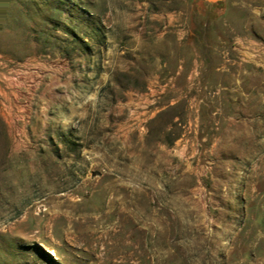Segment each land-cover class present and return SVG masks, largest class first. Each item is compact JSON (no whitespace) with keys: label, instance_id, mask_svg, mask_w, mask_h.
Listing matches in <instances>:
<instances>
[{"label":"rangeland","instance_id":"374dc122","mask_svg":"<svg viewBox=\"0 0 264 264\" xmlns=\"http://www.w3.org/2000/svg\"><path fill=\"white\" fill-rule=\"evenodd\" d=\"M178 13L226 88L167 82ZM0 264H264V0H0Z\"/></svg>","mask_w":264,"mask_h":264},{"label":"crops","instance_id":"0c3cea01","mask_svg":"<svg viewBox=\"0 0 264 264\" xmlns=\"http://www.w3.org/2000/svg\"><path fill=\"white\" fill-rule=\"evenodd\" d=\"M196 15L197 14H193L194 17ZM188 16L190 15L185 13H178L176 15H169L166 19V26L169 28V32L173 31L176 34L180 35V45L183 49V54H181V57L179 59V65L176 67L175 73L168 77L167 82H179L185 86L192 84H220L223 88H226V85L224 84L225 79H227L228 77V73L226 72L225 68L226 64H220V62L216 60L217 51L216 49H214L213 51L212 46H208L209 49L207 48L206 50L198 46V34L200 30H198L193 23L194 19L196 18L193 19ZM198 16H200V14H198ZM174 22H176L177 24H174ZM174 26H178L179 28H172ZM247 64L248 63H238V71H247ZM154 81L157 82V79H155ZM164 95L167 94L164 93ZM216 97V100L214 101L215 105L211 106L213 108H211L210 112L203 113V111L205 112V110L203 109L204 104H200L199 102L204 99V96H200V94L197 92L189 94V99L195 100V105L197 106L194 116V125L197 127L198 123L202 124L204 122V118L208 120V122L211 124L210 129L215 130V133H212L209 136L210 148L216 153V157H221L223 156V154H225L222 149L227 147V145H225L224 143L235 142V140H238L240 138L235 135V133L239 134V132L241 131L246 132V138H248V141L250 140V132L252 131L250 122L251 116L250 110L243 107H239L238 109L225 108L224 102L226 103L227 101H229L227 93L222 92L220 95H216ZM245 98L249 100V96ZM242 100H244V97H242ZM199 117L203 119L200 122L198 121ZM224 133H226V136L231 138H227L228 140L225 141L224 137L222 136ZM222 140H224V143L222 142ZM237 157L244 158L245 156L244 154L239 153Z\"/></svg>","mask_w":264,"mask_h":264},{"label":"water","instance_id":"95a60500","mask_svg":"<svg viewBox=\"0 0 264 264\" xmlns=\"http://www.w3.org/2000/svg\"><path fill=\"white\" fill-rule=\"evenodd\" d=\"M207 3H214V4H217V3H221L223 0H203Z\"/></svg>","mask_w":264,"mask_h":264},{"label":"bare ground","instance_id":"6f19581e","mask_svg":"<svg viewBox=\"0 0 264 264\" xmlns=\"http://www.w3.org/2000/svg\"><path fill=\"white\" fill-rule=\"evenodd\" d=\"M51 251V250H50ZM54 254V251H51Z\"/></svg>","mask_w":264,"mask_h":264}]
</instances>
